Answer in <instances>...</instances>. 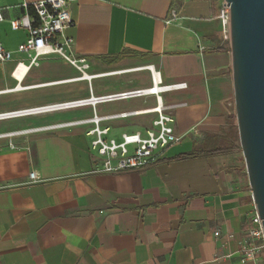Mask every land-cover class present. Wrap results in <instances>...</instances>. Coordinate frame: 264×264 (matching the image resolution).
Listing matches in <instances>:
<instances>
[{"label": "crops", "instance_id": "1", "mask_svg": "<svg viewBox=\"0 0 264 264\" xmlns=\"http://www.w3.org/2000/svg\"><path fill=\"white\" fill-rule=\"evenodd\" d=\"M36 1L0 0V43L14 52L0 63V113L148 88L146 66L154 65L164 83L187 84L163 95L165 104L183 103L173 110L183 138L147 167L99 173L87 135L95 125L67 123L96 113L109 117L99 123L108 139L144 134L157 117L146 111L154 95L0 119V264H254L239 255L253 202L225 133L236 110L231 55L216 19L222 0L216 13L211 0L73 2L66 35L90 78L58 55L15 71L29 63L16 52L28 33L10 20ZM172 9L179 19L169 22ZM123 112L138 113L112 117ZM32 171L41 181L31 182ZM256 264H264L261 254Z\"/></svg>", "mask_w": 264, "mask_h": 264}, {"label": "built area", "instance_id": "2", "mask_svg": "<svg viewBox=\"0 0 264 264\" xmlns=\"http://www.w3.org/2000/svg\"><path fill=\"white\" fill-rule=\"evenodd\" d=\"M75 1L77 0H40L32 3L24 2L22 4L24 13L20 17L11 19L10 24L12 29H24L28 33L27 40L17 47L16 52L26 54L29 63L19 61L15 71L22 70L26 72L32 67L39 66L42 58L58 55L79 68L83 77L90 78L94 76L86 73V70L89 68L87 59L85 57H77L74 54L73 46L75 44V38L66 35V30L75 25L71 13V5ZM177 19H179L178 12L176 9H172L169 22ZM216 19L219 22L223 44L231 46V7L230 5L228 6L225 0H222L218 7ZM4 20V8L0 7V22ZM13 53V51L6 49L0 43V63L13 60ZM146 68L151 74V85L148 88L134 89L128 92L100 97L91 96L76 101L0 113V119L38 114L116 99L154 95L157 104L155 107L146 111L156 113L157 117L154 119L152 127L147 129L144 134L141 132L124 133L120 141L108 139L105 137L108 129L101 128L99 123L104 118L109 117H100L96 113L90 119L67 123L69 125L84 123H93L95 125L87 132V135L92 137L90 151L100 163L96 172L117 173L124 170L142 169L158 162L167 149L181 142L183 135L175 131V116L173 110L183 105V103L165 104L163 95L187 87L186 83L166 84L163 81L159 69L154 65H147ZM136 113L138 112H123L112 117H127L130 114ZM30 179L31 182L41 181L36 171L30 173ZM248 186L250 187L249 183ZM252 202V225L248 230L247 236L241 243L239 255L243 263L253 261L256 264L259 254L264 258V227L253 197ZM219 234L220 232L217 231L216 235L218 236ZM233 236V234H229V238H233Z\"/></svg>", "mask_w": 264, "mask_h": 264}, {"label": "water", "instance_id": "3", "mask_svg": "<svg viewBox=\"0 0 264 264\" xmlns=\"http://www.w3.org/2000/svg\"><path fill=\"white\" fill-rule=\"evenodd\" d=\"M225 1L231 7L238 134L252 197L264 227V0Z\"/></svg>", "mask_w": 264, "mask_h": 264}, {"label": "trees", "instance_id": "4", "mask_svg": "<svg viewBox=\"0 0 264 264\" xmlns=\"http://www.w3.org/2000/svg\"><path fill=\"white\" fill-rule=\"evenodd\" d=\"M216 3H217V0H211L212 11L214 13H216V9H217ZM228 123H229V125L226 128L225 133L229 137L233 138V140H234V142H232V144H231V148L238 147L236 145L237 144L236 142L239 141V135H238V127H237V123H236V117L235 116L229 117L228 118ZM218 150H221V149H217V151ZM211 151L214 152L216 150H211ZM211 151H209V152H211ZM202 152H204V151H202ZM196 155H197V153L192 152V153H189V154H186V155L181 156V158H188V157H192V156H196Z\"/></svg>", "mask_w": 264, "mask_h": 264}, {"label": "rangeland", "instance_id": "5", "mask_svg": "<svg viewBox=\"0 0 264 264\" xmlns=\"http://www.w3.org/2000/svg\"><path fill=\"white\" fill-rule=\"evenodd\" d=\"M227 51L229 52V54L231 55V47L230 46H227ZM144 76V73H138V74H136L135 75V77H137L138 78V80H143V77ZM148 81V80H147ZM145 84H150V82H146ZM235 117H236V114H235ZM236 123H237V119H236ZM239 135V134H238ZM237 144V148H236V150H237V153H238V155L240 156V158H241V161H242V164L243 165H241V167H242V170H244V173H246L245 174V176H246V179H247V181H248V183H249V180H248V175H247V172H246V164H245V160H244V156H243V153H242V149H241V145H240V139H239V141H237L236 142Z\"/></svg>", "mask_w": 264, "mask_h": 264}]
</instances>
